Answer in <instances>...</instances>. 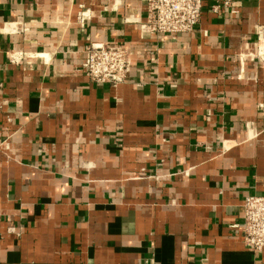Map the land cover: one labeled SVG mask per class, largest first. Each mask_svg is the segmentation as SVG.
<instances>
[{
    "label": "crops",
    "instance_id": "crops-1",
    "mask_svg": "<svg viewBox=\"0 0 264 264\" xmlns=\"http://www.w3.org/2000/svg\"><path fill=\"white\" fill-rule=\"evenodd\" d=\"M146 3L0 0V264H264L232 228L264 196V0L174 41ZM91 42L131 50L125 84L91 83Z\"/></svg>",
    "mask_w": 264,
    "mask_h": 264
},
{
    "label": "built area",
    "instance_id": "built-area-1",
    "mask_svg": "<svg viewBox=\"0 0 264 264\" xmlns=\"http://www.w3.org/2000/svg\"><path fill=\"white\" fill-rule=\"evenodd\" d=\"M204 0H147L146 21L140 24L141 33L159 39L176 40L180 35L194 32L199 26ZM226 5L228 4L225 3ZM88 18L81 12L79 20ZM257 57L264 65V35L258 39ZM82 65L91 83L117 87L125 84L133 68V54L118 43H89L85 48ZM244 245L254 253L264 251V196H248L242 219L232 226Z\"/></svg>",
    "mask_w": 264,
    "mask_h": 264
}]
</instances>
